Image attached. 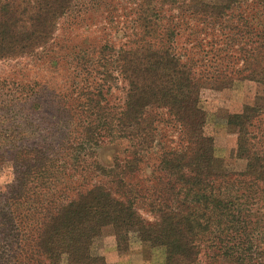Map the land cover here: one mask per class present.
<instances>
[{"label": "trees", "instance_id": "trees-1", "mask_svg": "<svg viewBox=\"0 0 264 264\" xmlns=\"http://www.w3.org/2000/svg\"><path fill=\"white\" fill-rule=\"evenodd\" d=\"M78 1L0 0V61L45 49ZM146 11L139 19L148 37L160 20ZM188 12L196 23L189 29L192 49L202 56L176 52L177 25L167 26L161 49L143 45L101 55L127 86L124 103L113 105L101 85L94 87L93 100L83 105L87 114L73 123L80 141L68 149L76 170L93 154L87 168L105 181L67 193L57 158L63 135L47 131L46 148L14 145V134L3 135L9 147L1 149L13 160L16 179L0 191V264H108L98 247L109 226L121 252L133 233L144 245L164 249L165 264H200L203 258L207 264H264V212L254 207L258 201L264 207V150L249 130L259 109L246 106L229 117L238 157L247 161L244 172L229 174L213 166L214 139L200 106L204 88L224 89L234 74L264 84V0H227ZM202 36L209 38L204 49ZM204 66L213 71L198 73ZM163 123L176 130L175 146L162 143ZM106 141L124 145L126 157L114 154L102 165L99 150ZM152 156L155 169L143 178ZM142 211L155 221L147 222Z\"/></svg>", "mask_w": 264, "mask_h": 264}, {"label": "rangeland", "instance_id": "rangeland-1", "mask_svg": "<svg viewBox=\"0 0 264 264\" xmlns=\"http://www.w3.org/2000/svg\"><path fill=\"white\" fill-rule=\"evenodd\" d=\"M226 1L80 0L76 9L61 20L45 49L35 50L33 54L18 59L0 61V191L6 192L16 179L13 160L3 154L9 145L3 144L2 137H11L12 134L15 135L11 139L14 145L32 147L39 144L44 148L50 142L44 140L43 135L47 131L52 135H63L64 146L57 150V158L58 164L63 166L59 176L69 186L67 193L74 194L76 189L85 191L86 188L80 190V184L88 186L95 181H105L102 176L94 178L97 174L87 168L93 164V154L80 162L81 170H76L74 165L78 167V164L72 160V150L68 149L69 145L75 147L80 141L75 134L78 129L73 123L76 118L87 114L83 105L89 102V98L93 100L94 87L101 85L103 97L113 105L118 107L124 103L127 86L118 72L100 60L101 55L108 57L112 51L143 45L161 49L167 43V26L177 25L176 52L182 55L200 53L202 56L203 51L192 49L193 38L189 36V29L196 23L188 18V9ZM145 11L153 19L160 20V26L148 37L139 19ZM200 39L204 40L203 49L206 48L209 38L202 36ZM197 71L205 74L213 70L204 66ZM111 74L113 78L107 77ZM239 78L238 74H234L231 84L224 89L204 88L201 91L200 106L206 115L205 130L213 137L215 145L213 166L221 173L240 174L246 169L247 161L237 154V130L229 126V117L242 112L246 106L259 109L249 130L256 148L264 150V84ZM92 112L91 108L89 113ZM159 113L165 121L170 118L164 109ZM172 128L173 125L166 123L160 125L159 137L166 147L175 146L173 141L179 140ZM32 133H39L42 137L36 138ZM106 143L99 150L102 165H110L114 154H119L120 159L126 157L124 145L117 147L108 141ZM155 163V157H149L143 178L152 173ZM83 167L87 169L81 172ZM235 179L231 177V180ZM255 203L254 207L263 213V202ZM142 216L149 223L155 221L147 211H142ZM127 242L129 249L121 252L115 231L109 226L103 230L98 250L106 260L111 261H107L108 264H165L164 249L144 245L133 233L129 234ZM121 248H126V244ZM200 264H207L205 258Z\"/></svg>", "mask_w": 264, "mask_h": 264}, {"label": "crops", "instance_id": "crops-1", "mask_svg": "<svg viewBox=\"0 0 264 264\" xmlns=\"http://www.w3.org/2000/svg\"><path fill=\"white\" fill-rule=\"evenodd\" d=\"M107 261L109 262L110 260H109V259H107ZM114 262H118V260H117V261H114ZM109 263H111V261H110Z\"/></svg>", "mask_w": 264, "mask_h": 264}]
</instances>
